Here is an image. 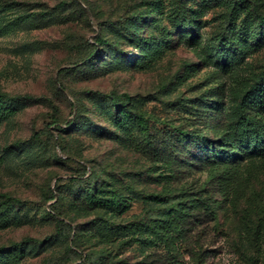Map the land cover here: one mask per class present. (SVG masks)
Instances as JSON below:
<instances>
[{"label": "rangeland", "instance_id": "374dc122", "mask_svg": "<svg viewBox=\"0 0 264 264\" xmlns=\"http://www.w3.org/2000/svg\"><path fill=\"white\" fill-rule=\"evenodd\" d=\"M174 6L198 11L197 24L180 28ZM141 15L128 40L122 28ZM262 15L264 0H0V93L16 96L15 111L0 119V195L22 201L0 226V246L23 251L7 264H264V159L243 149L231 170H210L201 149L213 138L209 103L235 104L229 92L241 79L215 63V40L236 39L241 22L256 30ZM195 26L199 45L187 41ZM97 34L107 45L95 55L89 43ZM149 34L159 51L139 63L131 40ZM242 48L232 66L260 72L264 38ZM124 93L146 131L112 118L109 97ZM222 114L234 123L229 109ZM190 141L195 153L185 160ZM103 180L131 196L127 209L95 208L102 194L87 192ZM128 185L162 201L144 202ZM182 190L207 197L214 219L189 220L174 250L147 243L145 224L163 217ZM130 223L139 227L118 230Z\"/></svg>", "mask_w": 264, "mask_h": 264}, {"label": "trees", "instance_id": "16d2710c", "mask_svg": "<svg viewBox=\"0 0 264 264\" xmlns=\"http://www.w3.org/2000/svg\"><path fill=\"white\" fill-rule=\"evenodd\" d=\"M64 3L65 2H60L58 6ZM245 8H247V6H245ZM171 9L173 21L180 28L192 27V25L197 24L196 16L199 13L198 11L192 10L190 12L191 16H189L183 8L174 6ZM44 13L45 11H43L42 14ZM144 17L146 16L141 15L139 18L133 19L132 22L129 21L126 23L122 28V31L127 33L125 35L128 40L133 36V30L136 31L142 28L140 25L143 23ZM231 19L228 21L230 24L229 32H232L235 26H232L233 18ZM257 22L258 26L256 30H249L247 25L241 22L236 39L234 38L231 40L228 36H220L215 40L216 47L208 46L214 47L213 51L218 60H215V63L221 64L219 67L223 73H235L241 76H239L241 79L237 81L236 87L233 88L232 92H229L231 95L237 96L235 104L225 103L224 97L217 98L209 103V106H213V110L212 114H208L207 119L211 121L212 119L214 120L212 130V137L214 139L206 137L204 141L207 142V146L204 145L201 149L207 150V155L206 157L204 156L203 159L210 163V170L216 169L219 164L223 165L224 169L231 170L235 162L233 159L234 155H242L243 149L247 151V154H253L264 159V66L258 73L249 71L244 75L240 74L241 67L232 66L233 64L237 65V60L240 57L239 53H247L243 50L242 44H245V42L250 39L257 41L258 39L264 38V15L259 16ZM189 33L190 38L187 41L191 45H199L200 35L197 31V27H194V32L191 31ZM131 41L139 48V63H142L147 57L151 58V55L153 56L159 51H157V47L160 44V39L153 34L146 36L136 35ZM235 43L236 45H234ZM105 45H107V40L99 34L95 36V40L89 43L95 55H98ZM228 48H233V50H228ZM240 50L242 52H240ZM116 51L114 47L110 48V53L114 54ZM219 59H222V61L220 62ZM222 88L223 84L220 85L218 89L222 90ZM221 93L223 92H217L218 95ZM13 98H16V96L7 98L0 93V119H6L15 111V108H13L14 103H12L14 102ZM109 99L113 106L112 112H110L113 119H117V121L122 119L121 125H125L129 122L135 123L142 131H146V122L143 112L136 110L137 106L136 102L133 101V96L124 93L122 95H111ZM202 102L208 103V98H203ZM226 109H229L234 114V123H232V121L230 123L225 122V118L222 117L223 110ZM249 109L252 110L249 111ZM178 132L181 136L188 135V133L181 128L178 129ZM200 138H202V136H200ZM234 142L236 144H234ZM225 146L227 148H224ZM182 150L184 155L186 153L188 156H192L191 154L195 153L191 141L184 145ZM184 159L187 160V156ZM107 185L105 180H103V183L96 184V186L94 183V186L87 192L91 199L94 198V194H102L97 196V198H99V206L95 208L109 209L110 212H122L127 209L129 204H126V202H128L127 199L131 198V196L123 195L118 189L109 190L106 188ZM126 188L131 195L136 198L141 197L144 202L146 199H151V197H154L155 201H162L160 196L144 194L129 185ZM185 191L186 190H182L179 198H175L176 202L169 206L167 210L163 211V217L155 219L152 221L153 223L149 225L145 224L148 228L146 229L149 231L148 238H145L147 243H163L169 250H174V238L183 234L189 220V223L195 225V223L199 224L201 221H205V219L206 221H208V219H214L215 214L213 213L207 197L202 195H185ZM54 196L55 193L53 190H50L49 197L53 198ZM15 204L21 205L22 201L9 195H0L1 227L8 225L10 221L8 212ZM136 226H138L137 223L119 225L118 230L122 233L131 230L134 231V229H137ZM104 227V229L108 231L107 233L115 232L114 229H109L108 225ZM17 245H22V242ZM17 250L16 248L10 249L9 246H0V264H7L10 259H14L17 256V253L18 255L23 253L22 249L18 250V252Z\"/></svg>", "mask_w": 264, "mask_h": 264}]
</instances>
